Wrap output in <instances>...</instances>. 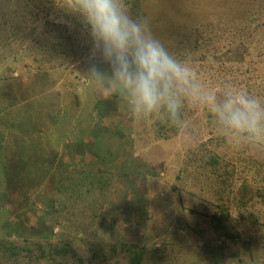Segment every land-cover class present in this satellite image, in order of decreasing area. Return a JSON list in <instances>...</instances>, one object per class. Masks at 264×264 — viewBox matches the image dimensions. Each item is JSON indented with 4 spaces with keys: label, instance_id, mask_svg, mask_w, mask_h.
<instances>
[{
    "label": "rangeland",
    "instance_id": "obj_1",
    "mask_svg": "<svg viewBox=\"0 0 264 264\" xmlns=\"http://www.w3.org/2000/svg\"><path fill=\"white\" fill-rule=\"evenodd\" d=\"M125 3L207 84L264 98V0ZM88 50L56 0H0V240L20 253L2 245L0 264H131L125 243L135 264H264V148L234 147L193 106L185 133L132 118L92 86ZM89 112L102 133L86 153L58 137L54 161L36 157Z\"/></svg>",
    "mask_w": 264,
    "mask_h": 264
},
{
    "label": "clouds",
    "instance_id": "obj_2",
    "mask_svg": "<svg viewBox=\"0 0 264 264\" xmlns=\"http://www.w3.org/2000/svg\"><path fill=\"white\" fill-rule=\"evenodd\" d=\"M87 37L86 75L105 97L119 99L134 119H160L185 133V108L210 114L234 147L264 148V98L229 84L210 86L188 59L174 55L134 16L125 0H56Z\"/></svg>",
    "mask_w": 264,
    "mask_h": 264
},
{
    "label": "crops",
    "instance_id": "obj_3",
    "mask_svg": "<svg viewBox=\"0 0 264 264\" xmlns=\"http://www.w3.org/2000/svg\"><path fill=\"white\" fill-rule=\"evenodd\" d=\"M19 104H21V102H19ZM21 111H23V110H21ZM91 114L92 113H90V112L87 113V114L85 113L84 119L81 120L80 127H79V124H75L74 128H72L73 125L70 124V122L64 120L62 122L63 126L62 125H60L59 127L56 126L55 129L57 130V132H56L55 129H53V132H51V134L46 131L45 132V136H49V137L42 138L44 143L42 142L43 145H40V147L39 146L37 147L36 157L39 160H42L41 162L43 164L46 163L47 160L48 161L50 160L51 162L54 161L55 152H56L57 149H59V148H57V143H56V139L58 137H61V139H63V142L60 145V149H59L60 151L61 150L63 151V149H62L63 146H66L68 148V146L70 147V144L72 142H73V144L77 142L75 145L80 143V145H82L81 147H82L83 151L86 153V150H89L90 147H91L89 145L92 142L93 137H97L100 132L102 133V131H100V130H97V132H94V134H93V132H91L93 124L92 123H88V118H87V117L91 116ZM50 116H52L54 118H57V117H59V113H51ZM63 116H65V118H69L70 117L68 114H65ZM9 117H10V115H9ZM53 123H54V121H53ZM76 129L78 130V139H76V138L73 139L72 136H74V134L77 135ZM3 135H4V133H3ZM100 138L101 137L97 138V142H99V143L104 142V140H101ZM44 139H45V141H44ZM0 141H1L0 142V150L11 149V146H10L11 143H9V142L7 143L6 141L2 142V140H0ZM75 145L72 148L74 150L76 149ZM98 147L102 148V146H100V145H98ZM77 150H75V151H77ZM51 152H52V154L50 155ZM85 153H83V155L82 154L81 155L77 154V155L79 157H81V158H84V157H86ZM74 155L75 156H73V157H76V154H74Z\"/></svg>",
    "mask_w": 264,
    "mask_h": 264
},
{
    "label": "trees",
    "instance_id": "obj_4",
    "mask_svg": "<svg viewBox=\"0 0 264 264\" xmlns=\"http://www.w3.org/2000/svg\"><path fill=\"white\" fill-rule=\"evenodd\" d=\"M4 245V246H2ZM125 246L126 251L128 252L129 258H130V263L131 264H135V261L137 262L138 258V254L137 252H135V249L133 248L132 244H123ZM0 247H4V251L8 250L10 251V255L11 256H18V246L16 244L10 243V244H6L3 240H0ZM45 253L44 249L41 252V256H43Z\"/></svg>",
    "mask_w": 264,
    "mask_h": 264
}]
</instances>
